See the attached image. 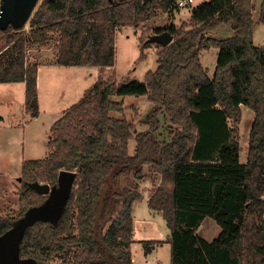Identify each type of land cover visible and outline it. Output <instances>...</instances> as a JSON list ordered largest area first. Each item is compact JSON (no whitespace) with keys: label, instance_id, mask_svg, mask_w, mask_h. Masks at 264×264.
Instances as JSON below:
<instances>
[{"label":"trees","instance_id":"16d2710c","mask_svg":"<svg viewBox=\"0 0 264 264\" xmlns=\"http://www.w3.org/2000/svg\"><path fill=\"white\" fill-rule=\"evenodd\" d=\"M178 11L177 0H41L28 31L0 29L9 43L0 83H26L32 118L39 115L38 65L28 63V44L55 41L56 65L100 69L98 80L52 126L47 158L24 163L18 216L0 209L3 237L47 199L29 183L54 186L60 171L77 172L61 220L30 225L20 241L21 259L133 264L134 204L144 200L139 182L149 167L150 175H161L148 205L170 230L171 264H264V46L254 43L256 23L264 24V0L258 21L253 0H207L180 26L155 30L169 31L170 45L141 43L139 61L145 49L159 48L158 66L144 81L106 78L108 68L116 75L118 30ZM224 26L232 37L212 35ZM212 48L219 52L210 77L201 53ZM126 96L147 97L153 106L143 120L147 129L137 134L117 100ZM241 106L255 113L246 163L240 159ZM207 218L221 228L212 241L197 232ZM155 244L144 241L146 255Z\"/></svg>","mask_w":264,"mask_h":264},{"label":"rangeland","instance_id":"374dc122","mask_svg":"<svg viewBox=\"0 0 264 264\" xmlns=\"http://www.w3.org/2000/svg\"><path fill=\"white\" fill-rule=\"evenodd\" d=\"M201 0H196L193 4L196 7ZM263 0H253L254 3V19L256 20L261 11V5ZM191 8V9H193ZM191 14L189 10H182L176 12L174 17L170 16L168 13L159 12L158 16L154 19L142 23L138 28L125 27L121 28L116 32V65L115 71L116 75L112 77L114 69L108 68L105 72L106 78H112L116 83H123L131 79H136L138 81H144L145 76L149 71H155L158 64V51L159 48L156 45L150 47V49H145L144 54L146 58L142 61H139L141 54V43L147 41L148 38L154 34L155 30L158 28H166L171 23H176L177 26H180L183 22H186V17ZM175 20V21H174ZM177 21V22H176ZM26 31L29 30L28 24L23 28ZM226 34L216 32L214 37L224 39ZM8 41L6 36L0 35V61L4 62L6 59H9L8 54ZM140 44V45H139ZM57 44L55 41H52L45 47H39L38 45L28 44L27 48V58L29 62L40 63L48 62L54 60L56 54ZM215 50L202 51V63L204 66L209 68V76H213L215 65L217 63V52ZM157 56V57H156ZM100 70V69H99ZM85 73V72H84ZM92 75L80 81V88L87 86L88 89L93 85L100 74V71L95 70V73L92 72ZM69 81V80H68ZM87 84V85H86ZM117 100L124 102V116L131 122L135 124L134 134L146 130L147 127L144 125L143 120L146 118V115L151 111L152 104L148 102L147 97L143 96H126L124 98H118ZM77 102V101H76ZM254 112L250 108H244L242 123L240 125L239 131L241 136V151L242 158L245 161L246 153L249 150V137H250V126L253 120ZM118 118H122L121 114L114 113L112 114ZM47 122V121H46ZM48 124V123H46ZM168 124L165 125V128ZM17 132V131H16ZM15 132V133H16ZM163 132L167 133L165 129ZM10 136V135H9ZM12 140H15L16 137L12 136ZM3 142L7 141V138L2 139ZM12 143V141H10ZM136 147V141L132 139L129 144L130 153H133ZM10 149H14V146ZM19 152L23 151L21 146L18 147ZM43 151V148H40ZM38 158H46V151L34 155ZM30 158L31 155L28 154ZM241 157V154H240ZM149 167H146V178L139 182L140 192L144 196V200L136 202L134 204L133 219H134V248L133 254L136 258V264H152L151 262H144V241H153L156 245L160 246L163 244V241L168 235H170V230L167 226L165 219L162 216L161 212L151 209L148 205V201L153 193L156 191L157 187L161 182V175H150ZM14 169L6 166L4 168V174L0 175V209L5 215L9 216H18L20 210V194L23 187L22 172L21 170L17 172L12 177L8 173L13 174ZM199 234L208 241L214 240L221 228L216 224V222L207 218L203 224L200 226ZM19 244V237L15 233L9 234L0 241V260L5 259L6 261L12 260L14 257H17ZM158 253L155 258L160 260V264H171V249L170 246H162L157 250Z\"/></svg>","mask_w":264,"mask_h":264},{"label":"crops","instance_id":"0c3cea01","mask_svg":"<svg viewBox=\"0 0 264 264\" xmlns=\"http://www.w3.org/2000/svg\"><path fill=\"white\" fill-rule=\"evenodd\" d=\"M195 1L196 0H194V3ZM206 1L207 0H201L200 3L197 4V6H199L200 4ZM191 8H193V5L191 7L182 10L191 11L192 10ZM175 16L176 15H174V18ZM190 17L191 14L188 15V17H186L185 21H188ZM256 20L258 21V18ZM171 24L176 25V23H171ZM220 31L221 33L226 34L224 39L232 37V32L229 26H224L219 30H217L216 32H220ZM215 33H212V35L214 36ZM254 43L258 47L264 46V24L256 23L255 31H254ZM148 49H150V47L147 48V50ZM212 49L217 52L216 54L218 56L219 50L215 48ZM203 53L204 52L201 53V61H202ZM28 63L38 65L37 89H38L39 115L35 118H32L26 109L25 82L0 83V175L1 173L2 175L4 174V168L6 166L14 169L15 171L13 172V174L8 173V175L11 177L20 170L22 172L23 165L26 161L45 159L34 156L37 155L38 153H42L43 151H46V155L48 156L49 153L48 142L51 138L52 126L58 119H60L64 115L65 111H67L74 104L79 102V100L84 96L87 90L86 89L87 86L80 88V81H84L83 79H85L87 76L89 78V76L92 75L91 74L92 72L95 73V70L100 71L98 67L60 66V65H56L54 63V60H50L48 62H43V63L42 62L32 63L28 61ZM206 68L208 69L209 72V68L208 67ZM215 69H216V65H215ZM215 69L213 75L215 73ZM241 108L243 113L244 108H248V107L241 106ZM253 115L254 116L251 123H253L254 121L255 113ZM251 127L252 124L249 129H251ZM12 136L16 137V143L15 140L11 139ZM4 137L7 138V141L5 142L2 141ZM10 141H12V143ZM13 146L14 149H10ZM19 146H21L23 151L19 152L18 149ZM40 148H43V151ZM28 154L31 155L30 158L28 157ZM247 157H248V153H246V159L244 161L242 158V151H241L240 159L242 163L247 162ZM197 232L198 234L200 233L199 230ZM220 233L221 231L219 232V234ZM168 237L169 235L164 240H160L163 241L164 243L161 244L160 246L156 245L154 250L149 255H146L144 252V262L146 263L151 262L152 264L161 263L160 260L155 257L158 253L157 250L159 249V247L167 246V245L170 246V244L167 242ZM133 241H135L134 231H133ZM133 248H134V242L132 244V253H133ZM170 259H171V255H170ZM133 264H136V258L134 254H133Z\"/></svg>","mask_w":264,"mask_h":264},{"label":"water","instance_id":"95a60500","mask_svg":"<svg viewBox=\"0 0 264 264\" xmlns=\"http://www.w3.org/2000/svg\"><path fill=\"white\" fill-rule=\"evenodd\" d=\"M41 0H2V12L0 16V29H6L12 25L15 29H23L30 21L36 8ZM173 42V35L169 31L151 35L147 43H156L166 47ZM77 172L62 170L58 176V182L52 186L44 183H29V187L36 191L41 196H47V199L42 205L31 208L25 217L17 221L14 228L6 235L0 237V241L8 234L13 233L18 235V254L9 262L5 259L0 260V264H36L32 260H23L19 256V245L25 230L37 221H48L57 223L61 220L65 211L66 205L72 193ZM20 181L22 179L20 178Z\"/></svg>","mask_w":264,"mask_h":264},{"label":"built area","instance_id":"2783aa9c","mask_svg":"<svg viewBox=\"0 0 264 264\" xmlns=\"http://www.w3.org/2000/svg\"><path fill=\"white\" fill-rule=\"evenodd\" d=\"M194 3V0H177V9L182 10L188 7H191ZM2 12V0H0V16Z\"/></svg>","mask_w":264,"mask_h":264}]
</instances>
